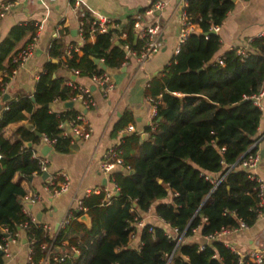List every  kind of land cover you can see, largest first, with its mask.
<instances>
[{
	"label": "trees",
	"instance_id": "1",
	"mask_svg": "<svg viewBox=\"0 0 264 264\" xmlns=\"http://www.w3.org/2000/svg\"><path fill=\"white\" fill-rule=\"evenodd\" d=\"M234 6V0H188L186 15L201 32L190 33L165 67L163 83L155 92L161 95V103L153 118L154 131L145 139L136 133L121 136L119 147L132 173L116 171L111 175L110 182L118 187L119 195L109 204L103 203V193L83 197L90 224L74 219L59 230L55 244L66 240L68 245L59 253L66 256L55 264H239L236 253L222 240L204 241L203 247L185 241L193 237L192 230L197 227L203 236L236 228L240 220L251 226L258 218L255 183L244 170L230 169V165L257 141L261 110L248 97L264 83V36L249 42L245 56L231 49L221 57L222 63L213 60L221 42L217 33H210L211 28L220 26ZM28 30L34 33L35 27L11 28L0 43V64L11 58L16 43ZM114 33L117 31L97 33L93 43L81 47L80 55L75 53L65 60L67 69L88 76L102 72L92 58L103 60L107 67L120 66L123 41L118 39L115 44ZM127 34L132 48L139 50L141 42L134 44V33ZM65 48L62 36L51 42L50 58L33 93L35 102L28 96L20 97L6 102L7 108L0 114V243L5 237L3 228L10 236L23 232L26 241L33 239L29 264H39L43 244L51 239L23 212L20 199L26 189L14 178L38 174L39 165L33 149L21 140L10 142L3 129L29 116L40 133L54 139L56 151L69 150L70 141L61 136L58 126L76 112L49 111L54 99L68 101L73 95L64 84L66 78L56 75L64 63L61 56ZM18 131L28 132L22 126ZM31 138L38 141L35 136ZM208 174L221 180L212 183L205 178ZM170 195V202H159L154 208L163 221L178 229L181 241L167 237L163 226L146 223L136 231L140 244L135 245L130 238L134 218ZM81 214L74 211L75 217ZM0 264H4L1 254ZM243 264L253 263L245 259Z\"/></svg>",
	"mask_w": 264,
	"mask_h": 264
},
{
	"label": "crops",
	"instance_id": "2",
	"mask_svg": "<svg viewBox=\"0 0 264 264\" xmlns=\"http://www.w3.org/2000/svg\"><path fill=\"white\" fill-rule=\"evenodd\" d=\"M5 1H10L13 5L0 19V43L9 35L11 28L16 25H33L35 32L26 31L16 43L12 55L23 47L37 31L38 40L33 56L18 68L14 75L5 77V85L0 87V114L7 108L6 102L24 96L33 97L36 82L50 58L51 42L61 36L65 47L69 43L76 42L79 25L77 10L70 0H0V2ZM153 1L81 0V7L88 11L99 12L117 21L126 33L130 31L134 33L133 43L136 44L140 40L136 32L131 30V23L138 13H142L140 10L148 7ZM163 1L166 3L165 7L154 14L155 19L163 25V32L160 35V51L142 66L136 64L133 59L122 62L118 67L106 66V69L103 70L110 75L114 82L112 90L104 91L102 87L93 84L88 75H73L63 64L57 69L58 77L71 78L76 84L88 87L92 92L95 104L89 109L84 108L78 101H74L71 108L65 107L64 104L70 100L53 101L49 105V111L57 114L62 113L65 109L82 113L92 126V134L89 139L69 143V150L66 152L56 151L51 144V150L44 156L48 161L50 174L58 171L67 173L69 177L67 192L59 195L47 192L44 189L46 178L43 179L42 174L39 173H35L29 178L18 174L14 178L26 189L24 195H40V201L26 203V211L28 215L34 216L39 223L49 225L51 230L48 234L51 236L59 229L75 197L83 198L87 189L110 186V181H106V184L102 185V180L106 177L100 172L99 163L104 152L110 146L121 143L119 131L128 124H132L135 128L134 133L140 135L141 139L151 136L154 131L150 126L153 124L150 99L159 95L155 92L159 91L163 83L165 67L171 63L181 45L178 42L182 14L181 0ZM234 2V8L228 12L225 20L219 26L217 34L220 37L221 45L214 61L220 59L228 50L237 48L246 50L249 42L264 32V0H234ZM193 32H201L200 27L195 23ZM56 35L58 38L55 37ZM95 38L96 36H91L87 42L93 43ZM118 39V35L114 33L112 40L115 44H118ZM61 60L64 61L63 55ZM53 61L57 62L56 59ZM100 61L103 62L101 59ZM10 65L9 57L0 64V79L3 74L1 70L9 69ZM262 87L264 88V83ZM5 94L7 98L3 100ZM27 124H32L29 121V116L24 120L8 124L3 129V134L13 143L21 140L27 146L26 144L31 142L30 148L33 149V152L42 155L40 151L45 143L41 136L35 134V131H38L36 126L33 124L34 130H30L26 127ZM21 126L28 132L18 131ZM148 126L151 127L150 131L146 130ZM119 127L120 129H118ZM34 136L38 138V141H33L31 137ZM254 145L259 153L263 152L256 172L264 179V98L257 128V141ZM130 161L133 160L130 159ZM23 196L20 199L21 203ZM170 201L171 195L156 201L147 212L141 214V217L146 223L163 226L162 219L158 217L154 207L159 202ZM80 216L76 220L89 226L90 222L87 224L85 220H80ZM37 217L40 219L38 220ZM88 218L90 220L89 216ZM56 224L58 227L55 229ZM137 238L136 234V238L133 240L135 245L139 243ZM64 241V247L58 252L63 251V248L64 251L66 250L68 242ZM185 241H194L202 245L206 240L198 230L192 238H185ZM222 241L232 250L245 253L254 248L264 249V215L258 217L253 225L223 236ZM3 255L4 264H29V245L24 233H18L17 240L8 245L7 252Z\"/></svg>",
	"mask_w": 264,
	"mask_h": 264
},
{
	"label": "built area",
	"instance_id": "3",
	"mask_svg": "<svg viewBox=\"0 0 264 264\" xmlns=\"http://www.w3.org/2000/svg\"><path fill=\"white\" fill-rule=\"evenodd\" d=\"M72 2L73 7L77 10L79 25H78V40L74 43L67 44L65 48V52L63 54V66L67 68L65 64V60L73 56V54L81 53V47L87 42L88 38L91 36H96L97 33H105L108 30H116L118 38L123 41L121 47L124 50V60L123 62H127L130 59L135 60L136 64L142 66L149 59H151L156 53L160 51L161 42L160 35L163 32V25L160 24L154 17V13L156 11H161L165 7V2L163 0H154L142 13H138L134 20L131 23V30L136 32L138 39L141 42V46L139 50L132 48L130 42L128 41V34L125 30L122 29L120 24L113 20L112 18L101 14L99 12H95L93 10H85L81 7V0H70ZM188 0H181L182 4V14H181V24H180V36H179V45L186 39V37L193 32V24L187 17L185 8L187 6ZM13 5L10 1L0 2V19L10 10ZM154 18L149 20L148 18ZM89 19L88 29H85V20ZM219 30V26H213L211 31L217 33ZM87 32V36L85 33ZM264 36V32L258 35V37ZM58 38V35L55 36ZM38 40V31L31 37V39L19 50H17L10 58L11 65L9 69L1 70L2 78L0 79V87L5 85V77H10L14 75L18 68H20L31 56H33ZM179 51V47L177 52ZM237 53L245 56V50L242 48H237ZM218 62L222 63V59H218ZM73 75H78L79 71L76 69L70 70ZM90 80L93 84L102 87L104 91L112 90L114 88V82L112 81L110 75L103 70L99 73H94L90 76ZM64 84L71 88L73 95L70 98L71 102L78 101L81 102L84 108L89 109L94 104V98L92 96L91 90L83 85L76 84L73 79L66 78ZM252 103L258 107L260 110L262 108V102L264 98V88L261 87L260 90L256 93L251 94L248 97ZM53 101H58V99H54ZM152 103V121L156 115L157 106L161 103V95H157L150 99ZM153 130L155 126L151 124ZM60 134L63 138L69 139L70 143L75 142L76 140H87L90 138L92 134V126L85 119L82 113H76V115L72 118H69L65 121H61L59 123ZM135 132V128L132 124H128L125 128H122L119 131L121 136H125ZM42 141L45 144L51 145L54 142V139H49L46 134H41ZM33 157L37 159L39 165V174L48 173L46 177V183L44 189L52 195H59L68 191L69 187V177L67 173L63 171H58L50 174L48 171V161L47 159L38 153L33 152ZM260 153L255 149V145L253 144L241 157L238 161L230 165V169L234 170H244L247 173V176L250 180L255 183L254 190L256 195V205H257V215L258 217L264 215V179L257 174L256 168L260 161ZM99 170L102 174L105 175L106 181L109 182L111 175L116 171H121L126 174L132 173L131 164L126 162L123 154V150L119 147V144L110 146L103 154V157L99 163ZM205 178L211 181L212 183L217 184L221 179L213 178L211 175H205ZM119 191L118 187L111 183L110 186L105 187H97L87 189L85 191V196L90 194H98L103 193V203L109 204L111 198L116 195V192ZM39 194L32 195H24L22 206L23 212L27 214L26 203L27 202H35L40 201ZM83 198L75 197L68 208L66 217L61 222L59 229L52 234H49L51 242L49 244H43L44 253L43 257L40 259L39 264H55L58 261L63 260L66 254L59 255L58 250H62L64 247V242L62 241L59 245L55 244V239L57 237V233L60 229L68 226L72 220L77 219L78 217L74 216V211L79 210L82 214H86L87 208L83 206L82 203ZM28 215V214H27ZM31 219V222L38 223L42 226L43 230L47 233L50 232L51 227L46 224L39 223L34 216L28 215ZM159 217V216H158ZM160 218V217H159ZM163 227L166 231L167 237L176 240L179 243L182 239V234L179 235L178 229L171 227L169 223L162 220ZM146 222L142 217L134 218L131 223V232L130 238L134 240L136 238V231L142 228ZM27 226V223L24 224V227ZM247 225L240 220L239 225L236 228L228 229L222 228L219 231H216L211 234L203 235L206 241L213 240H222L223 236H226L229 233H232L238 229L246 228ZM199 228H194L193 233L197 232ZM5 232V237L3 242L0 243V250L3 253L7 252L8 245L11 242H15L17 240L18 233L14 236H10L7 233V230L3 228ZM33 239L26 241L29 245V262L32 261V253L33 248L31 244L33 243ZM140 244V243H139ZM138 244V246H139ZM229 246V245H227ZM203 247V244L200 245ZM230 247V246H229ZM73 250L77 252L74 248ZM64 251V248H63ZM238 256V263L243 264L245 259L247 261L252 262L253 264H264V249L263 248H254L251 251L245 253L240 251L233 250Z\"/></svg>",
	"mask_w": 264,
	"mask_h": 264
},
{
	"label": "water",
	"instance_id": "4",
	"mask_svg": "<svg viewBox=\"0 0 264 264\" xmlns=\"http://www.w3.org/2000/svg\"><path fill=\"white\" fill-rule=\"evenodd\" d=\"M157 13H158V11H156L154 14H157ZM210 33H215V32H214V31H211ZM92 60H93V62H94L95 65H98V66L101 67L102 69H106V65L103 64V62H101L99 59H97V58H92ZM6 98H7V95L5 94L4 97H3V100H5ZM31 100H32L33 102H35V100H34L33 97H31ZM64 106H65V107H68V108H71V107L73 106V102H71V101L66 102V103L64 104ZM158 120H159V119H158ZM26 127H27L28 129H30V130H34V126H33V124H27ZM35 134H36L37 136H39V137L41 136V133L38 132V131H35ZM26 145H27L26 147L30 148L32 144H31V142H28ZM50 150H51V146L48 145V144H45V145L42 146L40 152H41V154H42L43 156H45V155H47V153H48ZM260 155H261V157H262V156H263V152H261ZM47 176H48V173H47V172L42 174V178H43V179H45ZM105 184H106V178H103V180H102V185H105ZM116 195H119V191L116 192ZM76 211L79 212V210H76ZM37 219L39 220L40 218L37 217ZM80 220H85V222H86L87 224L90 222V220H89V218H88V215H86V214H81V216H80ZM57 227H58V224L55 225V229H56ZM0 254L3 255V251H2V250H0Z\"/></svg>",
	"mask_w": 264,
	"mask_h": 264
},
{
	"label": "rangeland",
	"instance_id": "5",
	"mask_svg": "<svg viewBox=\"0 0 264 264\" xmlns=\"http://www.w3.org/2000/svg\"><path fill=\"white\" fill-rule=\"evenodd\" d=\"M23 234V232H21Z\"/></svg>",
	"mask_w": 264,
	"mask_h": 264
}]
</instances>
